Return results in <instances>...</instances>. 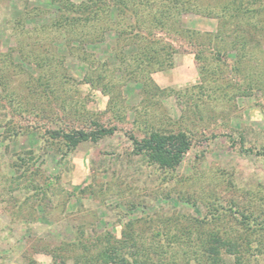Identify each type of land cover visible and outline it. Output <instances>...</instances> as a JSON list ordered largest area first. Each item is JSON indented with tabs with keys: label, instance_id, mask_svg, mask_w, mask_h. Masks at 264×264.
Instances as JSON below:
<instances>
[{
	"label": "rangeland",
	"instance_id": "obj_1",
	"mask_svg": "<svg viewBox=\"0 0 264 264\" xmlns=\"http://www.w3.org/2000/svg\"><path fill=\"white\" fill-rule=\"evenodd\" d=\"M25 12L33 17L26 19ZM56 16L52 0H0V53L20 44L27 53L36 49L42 56H68L66 70L59 71L67 73L59 94L67 93L70 102L83 105L81 113L95 114L106 127L118 130L68 150L58 141L47 140L45 134L47 128L78 125L69 116L64 118L67 111L60 108V100L47 102V108H53L47 114L64 119L51 124L33 114L21 118L0 106V125L11 119L19 131L12 138L0 127V264H78L85 254L97 256L109 233L120 239L130 221L150 238L154 229L163 228L160 217L173 219L181 212L186 215L181 224L188 225L187 221L205 214L203 204L199 202V208L184 205L177 201L180 197H234L264 217V91L244 96L228 88L229 95L237 94L234 102L219 94L218 99L208 98L210 91L201 97L196 86L204 82L194 58L198 48L181 36L160 33L178 52L172 69L152 75L165 93L151 100L140 83L124 81L117 71L111 74L118 63L112 33L104 43L82 46L91 55L86 63L69 55L65 42L42 27ZM181 22L183 29L202 33H215L219 25L217 18L196 13L184 14ZM91 61L93 72L88 69ZM9 65H23L30 73L18 57ZM227 66L221 68L217 82L211 78L205 82L208 89L242 85ZM102 69H108L103 83L112 86L116 106L102 86L84 82L86 74L97 79ZM7 75L8 92L24 93L28 75ZM34 113H40L39 107ZM181 116H185L181 124L172 125ZM146 124L174 132L182 125L193 134L192 148L176 171H159L133 154L131 136L143 137ZM255 237L247 246L253 256L247 253L252 264H264V244Z\"/></svg>",
	"mask_w": 264,
	"mask_h": 264
},
{
	"label": "trees",
	"instance_id": "obj_2",
	"mask_svg": "<svg viewBox=\"0 0 264 264\" xmlns=\"http://www.w3.org/2000/svg\"><path fill=\"white\" fill-rule=\"evenodd\" d=\"M52 3L57 8V16L45 22L42 27L65 42L69 55H77L81 61L89 62L91 55L84 52L82 46L87 43H104L108 34L112 33L115 41L114 55L118 63L111 74L117 71L124 81L140 83L144 93L151 95V100L165 93L154 83L152 75L172 69L174 56L178 52L160 33L181 36L190 46L198 48L194 58L204 82L196 86L201 97L206 95L205 91H210L212 94L208 93V98L218 99L219 94L234 102L237 94L229 95L228 88L244 96L264 91V0H81L79 3L74 0H52ZM186 13L217 18V31L202 33L183 29L181 18ZM25 14L26 19L33 17L32 12ZM48 14L50 12L46 16ZM52 40L48 39V42L52 43ZM76 42L78 47L74 46ZM231 54L234 57L230 60ZM17 57L28 66L26 68L30 73L23 65H9H13ZM67 58L60 53L42 56L36 49L27 53L20 44L6 54L0 53V106L10 108L21 118L23 114H33L51 124L59 123V118L62 120L63 117L47 114L48 109L53 110L47 108V102L58 104L57 100H60V108L67 111L64 118L69 116L78 125L64 124L56 130L47 128L45 134L47 140L58 141V145L74 150L83 142H97L113 136L118 128L106 127L95 114L88 111L81 113L83 105L70 102L71 97L67 93L59 94L65 84L63 80L67 77V73L61 74L59 71L61 67L66 70ZM209 60L206 65L205 62ZM9 61L11 63L8 64ZM93 61L88 65L92 72ZM223 66H227L229 73L242 80V85L229 83L221 89L220 86L208 89L205 82L209 78L217 82V75ZM5 70L28 75L23 82L24 93L8 92L10 84L6 80L8 75ZM107 72L108 69L98 70L97 79L86 74L84 82L102 86L116 106L112 86L103 83ZM220 81H223L222 77ZM38 107L40 113H34ZM184 119L185 116H181L172 125L181 124ZM6 121L0 127L4 126L5 133L12 138L17 137L19 131L12 126L13 121ZM180 127L179 131L174 132L166 128L157 129L155 124L144 125L143 137L131 136L133 154L142 156L149 166L159 171H176L191 150L193 138L189 130L182 125ZM177 201L194 208H199L201 203L206 212L199 218L187 221L188 225L181 224L182 219L186 218L181 212H177L179 215L173 219L169 215H165L164 219L160 217L159 223L163 228L154 229L150 238L144 234V230L138 231L135 221H130L125 225L120 239L109 233L97 256L85 254L81 262H76L191 264L194 261L196 264H252L253 252L247 248L253 242L252 236L256 235L257 242L264 244V217L261 214H256L237 198L226 200L216 194L208 198L180 197ZM262 250L258 252L262 253ZM246 253L249 257H246ZM256 262L254 264H261Z\"/></svg>",
	"mask_w": 264,
	"mask_h": 264
}]
</instances>
